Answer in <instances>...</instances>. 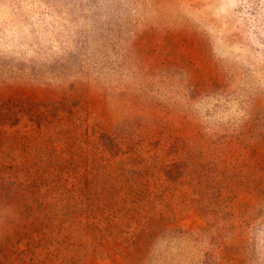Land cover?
<instances>
[{
  "label": "rangeland",
  "instance_id": "374dc122",
  "mask_svg": "<svg viewBox=\"0 0 264 264\" xmlns=\"http://www.w3.org/2000/svg\"><path fill=\"white\" fill-rule=\"evenodd\" d=\"M0 264H264V0H0Z\"/></svg>",
  "mask_w": 264,
  "mask_h": 264
}]
</instances>
